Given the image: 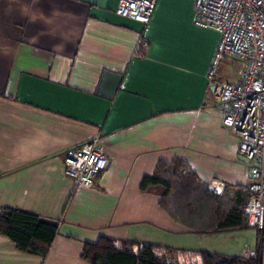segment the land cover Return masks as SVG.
Segmentation results:
<instances>
[{
    "label": "crops",
    "instance_id": "1",
    "mask_svg": "<svg viewBox=\"0 0 264 264\" xmlns=\"http://www.w3.org/2000/svg\"><path fill=\"white\" fill-rule=\"evenodd\" d=\"M118 2L0 0V213L58 225L41 253L0 235V264H90L81 250L99 237L201 264L204 237L223 232H195L160 206L162 187L140 190L161 161L182 160L211 193L243 202L248 165L208 80L219 34L193 24V0H157L146 26L117 16ZM139 36L148 48L135 59ZM94 138L109 163L79 188L63 160Z\"/></svg>",
    "mask_w": 264,
    "mask_h": 264
},
{
    "label": "built area",
    "instance_id": "2",
    "mask_svg": "<svg viewBox=\"0 0 264 264\" xmlns=\"http://www.w3.org/2000/svg\"><path fill=\"white\" fill-rule=\"evenodd\" d=\"M193 24L219 34L208 80L212 97L222 114V126L239 142V155L248 165L247 183L241 187L246 196L243 215L247 228L256 233V248L245 246L242 258L257 255L264 242V0H193ZM157 0H119L115 14L146 26ZM148 42L139 36L133 58H142ZM228 59L241 61L238 79L217 83L216 69ZM109 163L106 151L94 138L66 153L63 173L76 187L91 188L94 178Z\"/></svg>",
    "mask_w": 264,
    "mask_h": 264
},
{
    "label": "trees",
    "instance_id": "3",
    "mask_svg": "<svg viewBox=\"0 0 264 264\" xmlns=\"http://www.w3.org/2000/svg\"><path fill=\"white\" fill-rule=\"evenodd\" d=\"M151 186L163 188L160 206L170 217L194 227L197 233L247 228L243 215L246 196L243 194L241 204H230L220 199L198 182L182 160L161 161L154 175L145 176L140 182L142 191ZM0 235L22 252L41 253L54 242L58 225L29 212L3 209L0 213ZM156 249L152 244L99 237L95 242L83 244L81 258L90 264H167L158 258ZM200 258L201 264H263L262 251L248 259L211 252H200Z\"/></svg>",
    "mask_w": 264,
    "mask_h": 264
},
{
    "label": "rangeland",
    "instance_id": "4",
    "mask_svg": "<svg viewBox=\"0 0 264 264\" xmlns=\"http://www.w3.org/2000/svg\"><path fill=\"white\" fill-rule=\"evenodd\" d=\"M217 68V79L221 75L220 83H233L241 69V61L237 59H228L220 63ZM161 190V188H159ZM256 233L254 230L245 228L223 232L220 234L207 235L203 239V248L211 253L222 255L239 256L238 253L248 246L250 250L256 248ZM264 253V242L259 241L257 253ZM240 257V256H239ZM171 264H180L177 259H170Z\"/></svg>",
    "mask_w": 264,
    "mask_h": 264
},
{
    "label": "water",
    "instance_id": "5",
    "mask_svg": "<svg viewBox=\"0 0 264 264\" xmlns=\"http://www.w3.org/2000/svg\"><path fill=\"white\" fill-rule=\"evenodd\" d=\"M263 264H264V253H263Z\"/></svg>",
    "mask_w": 264,
    "mask_h": 264
}]
</instances>
